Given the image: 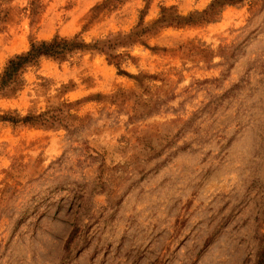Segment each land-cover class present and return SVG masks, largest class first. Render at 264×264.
Instances as JSON below:
<instances>
[{"label":"rangeland","instance_id":"374dc122","mask_svg":"<svg viewBox=\"0 0 264 264\" xmlns=\"http://www.w3.org/2000/svg\"><path fill=\"white\" fill-rule=\"evenodd\" d=\"M0 0V72L31 40L85 41L210 0ZM119 74L103 53L42 58L0 111V264H254L264 235V0L145 34ZM66 103L67 105H62ZM66 124H68L66 126ZM66 126V127H65ZM82 232L62 262L73 226ZM264 264V262H263Z\"/></svg>","mask_w":264,"mask_h":264},{"label":"trees","instance_id":"16d2710c","mask_svg":"<svg viewBox=\"0 0 264 264\" xmlns=\"http://www.w3.org/2000/svg\"><path fill=\"white\" fill-rule=\"evenodd\" d=\"M246 0H210L201 10H194L186 14L179 13L173 6H162L158 17L144 24L140 18L139 23L127 33H116L103 39H95L90 42L85 41L79 35L65 37L54 35L49 39L31 40L26 50L15 53L10 56L0 72V97L14 96L24 85L23 74L29 67L37 66L42 58L62 62L77 52L97 51L106 55L109 63L113 64L119 74H125L133 77L137 82H141V77L132 76L120 68L121 62L129 58L127 53H118L120 47H129L133 44H145L143 36L153 34L165 27H183L207 24L214 22L226 6L238 5ZM123 0H102L91 8L89 21L95 19L101 12L112 10ZM31 18L38 14L39 0H31L29 3ZM67 105L62 103L60 106ZM60 108L55 107L42 113H27L21 115L16 110L0 111V123H9L12 126L30 125L42 127H54L61 125L63 115L59 114ZM68 124H66L67 126ZM65 126V127H66ZM82 228L73 224L64 243V255L62 262L69 258L71 245L79 237ZM264 262V235L261 239V245L257 251L254 264H263Z\"/></svg>","mask_w":264,"mask_h":264}]
</instances>
